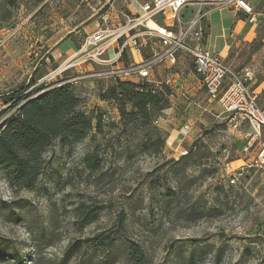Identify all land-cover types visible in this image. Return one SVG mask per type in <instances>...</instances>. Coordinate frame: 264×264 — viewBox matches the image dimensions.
Instances as JSON below:
<instances>
[{"label": "rangeland", "instance_id": "obj_1", "mask_svg": "<svg viewBox=\"0 0 264 264\" xmlns=\"http://www.w3.org/2000/svg\"><path fill=\"white\" fill-rule=\"evenodd\" d=\"M147 1L19 0L13 27L0 29V93L25 87L33 73L36 84L54 81L64 77L61 70L68 67L66 76L79 78L81 110L104 115L101 133L90 132L69 152L58 142L45 151L50 164L32 191L12 192L5 181L7 173L0 170V264H131L126 258L130 244L145 253L149 264H179L178 259L190 253L200 257L196 264H264L260 170L236 172L231 179V173L221 168V153L228 150L236 160L243 140L215 117L220 110L209 106L203 110L207 104L203 89L184 84L190 63L182 61L157 74L158 83H167L178 101L170 102L171 110L154 122L167 142L168 131L179 123L176 111L180 125L191 119L190 133L176 152L165 144L160 155L150 157L135 150L142 133L130 129L120 135L115 103L99 99L113 81L106 75L110 68L79 57L88 36L122 23L124 14L136 16L139 5ZM256 27L250 49L264 37V25ZM248 49L247 45L245 53ZM143 54L150 56L149 44ZM128 81L139 83L136 77ZM4 99L0 98V111L9 106ZM194 145V158L192 154L179 162ZM93 149L103 159L102 173L96 176L88 175L83 164ZM168 189L175 193L171 203L165 201ZM79 202L103 209L95 223L81 230L74 219ZM121 213L126 217L124 230L114 236L112 250L105 253L83 246L63 262L68 244L83 243L112 229Z\"/></svg>", "mask_w": 264, "mask_h": 264}, {"label": "trees", "instance_id": "obj_2", "mask_svg": "<svg viewBox=\"0 0 264 264\" xmlns=\"http://www.w3.org/2000/svg\"><path fill=\"white\" fill-rule=\"evenodd\" d=\"M18 1L0 0V29L13 27V12ZM258 24L263 26L264 18ZM261 46V43L256 44L257 49ZM63 74L64 77L54 81L36 84L38 78L32 79L33 73L25 87L23 84L0 93V98H6L5 104H9L0 111V170L7 173L6 184L14 193L35 188L50 164L44 153L56 142L61 149L69 152L86 140L90 132L102 131L104 115L82 111L84 98L78 89L79 81H71L72 77L66 76L67 71ZM171 95V88L165 83L143 81L136 84L113 79L111 85L98 96L101 101L115 103L120 119V135H125L130 129L141 132L142 140L135 145V150L142 155L156 157L161 154L166 141L154 122L169 108ZM25 99H28L26 105L20 106ZM194 149L195 145L179 162L192 157ZM199 158L203 159L201 155ZM83 164L88 175L101 174L103 159L98 149L88 153ZM173 197L174 191L168 189L165 201L171 203ZM102 211L100 205L79 202L74 208L77 228L81 230L95 223ZM117 217L112 229L98 233L94 239L68 244L62 253L63 262L76 256L83 246H94L105 253L112 250L115 247L114 236L123 232L126 221L122 213ZM126 258L131 264H149L145 253L135 244L127 247ZM198 258L190 253L178 260L179 264H196Z\"/></svg>", "mask_w": 264, "mask_h": 264}, {"label": "built area", "instance_id": "obj_3", "mask_svg": "<svg viewBox=\"0 0 264 264\" xmlns=\"http://www.w3.org/2000/svg\"><path fill=\"white\" fill-rule=\"evenodd\" d=\"M220 9L241 13L249 26L264 18L246 0H149L139 5L136 16L124 14L122 23L101 28L88 36L78 54L84 61L107 65L110 69L106 75L112 79L128 81L129 77H136L139 83L151 82L154 69L159 65L167 63L169 68L174 67L179 54L188 57L207 99L220 110L217 118L243 140L240 154L246 164L234 168L230 152L224 150L220 157L221 168L234 179L236 172L245 174L254 167L260 170L264 181V113L249 87L254 78L253 68L246 65L232 68L204 45L206 17ZM150 23L154 27H150ZM147 44L150 56L146 58L143 47ZM113 45L115 57L103 58ZM121 60L124 65L113 66ZM181 133L187 136L188 128L183 126Z\"/></svg>", "mask_w": 264, "mask_h": 264}, {"label": "crops", "instance_id": "obj_4", "mask_svg": "<svg viewBox=\"0 0 264 264\" xmlns=\"http://www.w3.org/2000/svg\"><path fill=\"white\" fill-rule=\"evenodd\" d=\"M246 1L256 12L261 13L264 16V0ZM243 18L244 16L241 13H238L232 9H220L211 11L205 20L204 45L209 52L218 54L226 62V64L232 68H240L242 66H245L247 63H251L250 67L253 68L254 78L249 83V87L255 94L257 102L264 113V37L257 42L262 44L261 48L257 49L255 45L254 48L250 49V44L256 39V26L259 22L254 26H249L244 22ZM140 42L142 43V41ZM247 45L249 49L248 52L245 53L244 49ZM109 51L106 54V58L112 59L113 57H115V53L111 54ZM182 61L189 62L191 66L189 73L185 76V80H183L184 84H191L190 86L193 87V90L202 89L200 80L194 73L193 65L190 59L183 54H179L177 56L176 65L182 63ZM120 65H124V62L122 61L113 63L114 67ZM176 65L172 68H175ZM172 68H169L167 63L157 66L154 69L153 75L151 76L152 82L159 81L156 79V76L157 74H159L160 70L164 71L170 70ZM177 78H182V76H177ZM177 80L179 81V79H176L173 82H177ZM179 86L182 87V85ZM173 97V95H171L170 97L171 105H173L174 101H178ZM206 100L207 104L204 106V111H207L208 106L210 107V110H219L218 106L214 102H211L208 99ZM168 110H171V108H169ZM174 116L179 117L177 118L179 119V123L177 125L174 124L173 128L168 131L169 135L166 142V147L176 152L177 150H179L181 144L187 139V136L190 133L189 124L191 123V119L189 118L186 124L180 125L181 117L176 113V111H174ZM215 117L217 118V116ZM183 126L187 127L189 130L187 136H184L181 133V128ZM245 162L247 161H244V157L239 153L238 158L236 160H233L232 166L234 168H239L240 166L246 164Z\"/></svg>", "mask_w": 264, "mask_h": 264}, {"label": "bare ground", "instance_id": "obj_5", "mask_svg": "<svg viewBox=\"0 0 264 264\" xmlns=\"http://www.w3.org/2000/svg\"><path fill=\"white\" fill-rule=\"evenodd\" d=\"M150 27H154V25L152 23L149 24Z\"/></svg>", "mask_w": 264, "mask_h": 264}]
</instances>
